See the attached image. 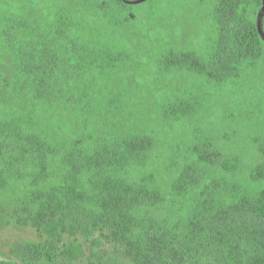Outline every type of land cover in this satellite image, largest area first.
I'll use <instances>...</instances> for the list:
<instances>
[{
	"label": "trees",
	"instance_id": "16d2710c",
	"mask_svg": "<svg viewBox=\"0 0 264 264\" xmlns=\"http://www.w3.org/2000/svg\"><path fill=\"white\" fill-rule=\"evenodd\" d=\"M64 1L46 21L36 9L43 0H0V192L32 165L36 222L50 234L63 228L91 241L104 233L133 264H264V136L254 139L261 160L248 164L240 155H226L199 130L171 185L189 209L159 223L139 215L166 201L154 175L128 177L132 166L146 163L151 135L82 130L58 144L38 124L36 101L74 105L84 119L96 101L88 75L128 58L126 49L83 33L78 9L121 33L132 24L128 9L148 4L153 13L163 0ZM199 1L211 6L214 35L208 50L171 48L161 67L166 73L187 71L209 84H239L264 62V1ZM120 97L108 101L109 108L119 107ZM200 107L194 94L176 96L162 115L166 121L189 120ZM51 156L60 158L64 172L59 184L44 189ZM80 254L30 244L15 252L16 261L0 264H68L59 259L70 262Z\"/></svg>",
	"mask_w": 264,
	"mask_h": 264
},
{
	"label": "rangeland",
	"instance_id": "374dc122",
	"mask_svg": "<svg viewBox=\"0 0 264 264\" xmlns=\"http://www.w3.org/2000/svg\"><path fill=\"white\" fill-rule=\"evenodd\" d=\"M43 1L36 9L46 21H52L57 14L56 5L63 0ZM147 6L128 9L132 24L121 33L103 20L95 22L93 16L78 9L84 19L83 33L89 32L96 39L126 49L128 58L118 67L88 75L86 83L96 101L84 119L74 105L36 101L40 113L37 121L47 128L51 141L58 144L82 130L151 135L154 145L146 163L132 166L128 177L132 180L143 174L154 175L166 201L156 208H144L139 215L165 223L189 209L188 203L173 194L171 185L186 157L191 156L199 130L226 155H240L248 164L261 160L254 139L264 136V62L239 84H209L204 78L179 69L166 73L161 58L171 48L199 53L208 50L214 35L211 6L199 0H163L153 13ZM189 94L201 101L196 115L189 120L166 121L162 115L164 105L176 96ZM117 95H121L120 106L109 108L108 101ZM49 163V174L42 183L44 189L59 184L64 172L60 158L51 156ZM36 172L29 165L26 176L11 179L0 192V262L16 261L15 252L35 244L45 249L53 246L60 253L80 251L73 261L59 259L68 264H133L104 233H97L88 241L81 234L71 236L63 228L53 235L39 226L35 210L38 202L32 194L37 189L32 183Z\"/></svg>",
	"mask_w": 264,
	"mask_h": 264
},
{
	"label": "water",
	"instance_id": "95a60500",
	"mask_svg": "<svg viewBox=\"0 0 264 264\" xmlns=\"http://www.w3.org/2000/svg\"><path fill=\"white\" fill-rule=\"evenodd\" d=\"M145 1H147V0H138V1H135V2H132V3H134V4H140V3H143V2H145ZM264 1V0H263Z\"/></svg>",
	"mask_w": 264,
	"mask_h": 264
}]
</instances>
